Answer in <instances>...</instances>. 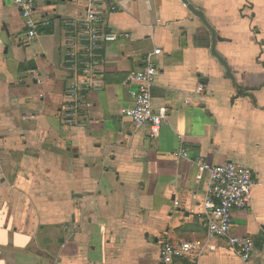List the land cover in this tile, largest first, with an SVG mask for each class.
<instances>
[{
	"label": "crops",
	"instance_id": "obj_1",
	"mask_svg": "<svg viewBox=\"0 0 264 264\" xmlns=\"http://www.w3.org/2000/svg\"><path fill=\"white\" fill-rule=\"evenodd\" d=\"M188 1L232 78L182 0H112L108 27L131 38L107 46L104 89L78 130L61 121L60 24L82 17L85 1L37 0L39 18L55 23L29 39L19 9L0 0V264H162V243L204 242L209 174L197 158L254 172L233 232L256 242L249 264H264V0ZM156 49L152 103L169 117L152 138L122 111L138 87L132 72ZM212 245L175 264H244L226 240Z\"/></svg>",
	"mask_w": 264,
	"mask_h": 264
},
{
	"label": "built area",
	"instance_id": "obj_2",
	"mask_svg": "<svg viewBox=\"0 0 264 264\" xmlns=\"http://www.w3.org/2000/svg\"><path fill=\"white\" fill-rule=\"evenodd\" d=\"M20 11L29 39L37 38L41 30L54 26V20L41 19L37 0H8ZM85 13L82 17L60 24L63 34V70L69 75V84L64 94L61 121L68 128L83 130L90 122L94 104L90 95L104 89V56L108 45L121 40H129L130 33H116L109 29L107 18L118 11L112 0H84ZM161 49L146 55L144 66L131 74L137 89L131 93L133 105L122 111L139 130L150 126L151 137L157 138L167 123V108L155 110L152 103V89L159 70L155 61ZM31 76L39 80V74L31 71ZM203 86L197 89L201 94ZM183 156L189 158L188 152ZM209 174L207 209V237L204 242L162 243L160 259L162 264H175L180 258L191 254L202 256L206 250H214L216 239L226 240L244 264H249L257 245L253 238L238 236L233 232V218L237 211H244L253 197L256 186L255 174L243 164L225 163L214 165L203 158L193 162Z\"/></svg>",
	"mask_w": 264,
	"mask_h": 264
},
{
	"label": "water",
	"instance_id": "obj_3",
	"mask_svg": "<svg viewBox=\"0 0 264 264\" xmlns=\"http://www.w3.org/2000/svg\"><path fill=\"white\" fill-rule=\"evenodd\" d=\"M182 2L187 6V8L197 17H199L204 23L205 25L211 30L210 26L208 25L203 12L198 11L194 8V6H192L188 0H182ZM212 32V46H211V51L212 54L215 58H217L220 62V64L225 68L226 70V75L230 78H232V74L230 73V70L227 68V65L225 63V61L220 57V55L217 53L216 51V34L213 30H211Z\"/></svg>",
	"mask_w": 264,
	"mask_h": 264
}]
</instances>
